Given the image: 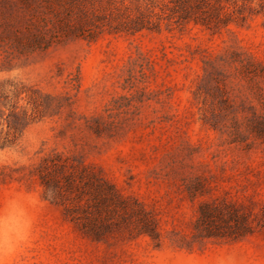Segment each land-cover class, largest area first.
<instances>
[{"label": "rangeland", "instance_id": "obj_1", "mask_svg": "<svg viewBox=\"0 0 264 264\" xmlns=\"http://www.w3.org/2000/svg\"><path fill=\"white\" fill-rule=\"evenodd\" d=\"M4 36L0 264H264L263 14L30 53ZM56 152L141 202L158 236L85 234L36 174ZM203 204L237 208L250 231L203 236Z\"/></svg>", "mask_w": 264, "mask_h": 264}, {"label": "trees", "instance_id": "obj_2", "mask_svg": "<svg viewBox=\"0 0 264 264\" xmlns=\"http://www.w3.org/2000/svg\"><path fill=\"white\" fill-rule=\"evenodd\" d=\"M257 14L264 15V0H0V37L5 34L18 52L30 53L69 40L95 41L105 33L161 31L163 24L173 29L193 23L219 33ZM36 174L88 236L101 240L123 225L158 236L156 220L141 202L81 160L56 152L39 163ZM225 208L200 206L197 227L203 236L237 239L250 231L245 213Z\"/></svg>", "mask_w": 264, "mask_h": 264}]
</instances>
